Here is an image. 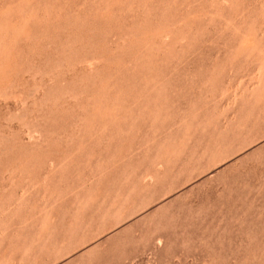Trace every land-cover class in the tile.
<instances>
[{"label": "rangeland", "instance_id": "374dc122", "mask_svg": "<svg viewBox=\"0 0 264 264\" xmlns=\"http://www.w3.org/2000/svg\"><path fill=\"white\" fill-rule=\"evenodd\" d=\"M0 264H264V0H0Z\"/></svg>", "mask_w": 264, "mask_h": 264}]
</instances>
